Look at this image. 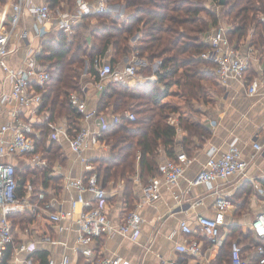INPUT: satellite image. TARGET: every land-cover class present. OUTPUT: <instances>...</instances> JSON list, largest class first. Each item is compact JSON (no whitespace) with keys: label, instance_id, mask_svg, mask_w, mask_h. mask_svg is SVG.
<instances>
[{"label":"built area","instance_id":"1","mask_svg":"<svg viewBox=\"0 0 264 264\" xmlns=\"http://www.w3.org/2000/svg\"><path fill=\"white\" fill-rule=\"evenodd\" d=\"M11 5L10 17L0 22V69L7 75L12 87L10 92L0 94L1 103L8 108V120L0 125V263L4 251L9 245L15 244L14 225L10 215L16 213H30L33 218L43 215L54 224L57 232L66 234L64 241H53L61 244L65 249L69 247L75 254H81L89 264H130L129 261L119 256H108L101 250L102 241L120 234L132 241H137L141 236V226L143 218L140 213L144 203L154 201L160 193V183L163 181L172 187L179 186L180 181L185 177L187 168L193 160L185 152H179L174 158H166L160 163V175L149 181L148 185L142 187L144 198L134 210L127 213L122 223L115 224L108 217L109 200L119 191H114L111 187H105L95 172L90 160L85 153L89 150H97L105 147L101 141L103 131L110 124H118L125 117L130 121H135L136 116L126 111L122 116L114 115L110 120L105 114H98L95 108L91 109L88 103V92L90 87L83 88V94L72 92L70 102L82 115L81 127L75 137H71L67 132V123L59 125L56 122H49L51 128L49 139L61 143L66 141L70 147L73 158L70 168L64 172L63 164L56 163L50 167L47 158L42 153L36 154L37 142L41 139V129H36V120L41 117L43 105V90L51 82V74L47 66L38 60V53L34 48L29 49L28 59L24 67L12 69L7 63L9 56V46L15 37L22 20L26 14L40 24L37 27L39 37L46 34L47 25L53 21L58 23L61 30L72 33L73 26L84 15L92 12H104L108 7L109 0H100L93 10L88 0H76L74 12L66 10L65 6L54 9L50 0H8ZM207 8L219 12L221 6L219 0L216 2L208 0ZM231 26L220 20L216 27H212L204 33V43L208 49L199 58L213 65V71L217 82L228 88L234 81L240 82L246 87L249 96L258 95L260 89L264 87L257 78L247 84L246 73L251 67V57L256 49L250 47L247 54L241 51V45L232 42L228 31ZM20 38L27 41V32L21 33ZM238 45V46H237ZM264 46V38H263ZM136 57L132 63L114 69L107 58H96L94 67L98 71V80L93 87L99 95L105 90L110 82H117L129 86H136L142 81H156L155 75L141 77L140 67L135 64ZM48 120V118H45ZM171 124L177 125V120L171 118ZM257 153L264 151V146L260 143L254 144ZM29 155L27 163L33 167H38L47 173L49 178L62 177V187L69 194L68 208L64 202H53L46 200L47 192L43 191L35 201L28 196L19 197L16 193L18 183L16 177L17 166L13 163L12 157ZM81 165V176L73 175V166ZM248 162L243 158L242 152L237 146V139L230 145L229 149L220 153L219 149L212 148L208 152V160L201 171L190 180L191 187H205L209 190L217 189L216 184L226 181L231 177H245L248 172ZM91 174V175H88ZM124 181H120L118 188L123 186ZM73 191L76 194H73ZM90 196V198H89ZM229 207V201L224 195H218L216 208L222 213ZM222 223L216 219L205 215H198L194 225L187 222L181 224V230L186 235H192L198 231L206 237L213 245L220 244L222 238ZM252 229L259 239H264V214H259L252 224ZM76 233L74 247L69 246V236ZM49 241H51L48 238ZM30 245H14L12 257L18 260L20 253L28 251ZM181 252L197 255L201 251V245L197 240H192L187 247L180 249ZM257 257L254 261L245 257L243 248L237 242L231 245L230 264H264V246L257 248ZM32 264L31 261L28 262ZM49 264H57L50 260ZM59 264H72L69 254L62 255ZM174 264V263H168Z\"/></svg>","mask_w":264,"mask_h":264},{"label":"trees","instance_id":"2","mask_svg":"<svg viewBox=\"0 0 264 264\" xmlns=\"http://www.w3.org/2000/svg\"><path fill=\"white\" fill-rule=\"evenodd\" d=\"M6 1L0 0V8ZM62 1L64 0H50L52 8L59 7ZM112 1L120 0H110L109 3ZM123 1L128 9L134 10L132 15L120 19L110 13H93L85 17L80 25L73 26V35L62 30L58 40L44 45L38 60L49 66L51 82L43 90L42 114L35 127L43 130V137L37 142V148L41 147L51 165L57 162L64 164L62 148L45 138L48 137L49 122H57L61 118H67L71 137L78 134L82 115L71 104L70 94L84 93L85 85L82 86L81 83H87L83 78L85 63H89L87 74L95 83L98 80V71L94 67L96 58H109L112 67L116 69L126 56L136 54L145 57L149 65L140 69L139 73L155 75L156 81L136 86L110 82L99 95L95 106L91 107L98 114L108 117L122 116L126 111L136 116L135 121L123 117L120 123L110 124L101 138L103 143L110 146L109 152L91 161L97 166L95 172L105 187L112 180L125 181L123 196L125 208L130 212L136 207L135 178L139 177L143 187L148 185L150 178L160 175L162 150L168 158H174L179 143H182L184 151L190 152L195 138L201 140L210 135L208 128L198 119L199 112L195 109L198 102L207 99L204 82L216 79L213 65L199 58L209 48L204 43V33L216 27L222 17H230L233 23L228 35L232 42L238 44L239 40L250 37L253 44L262 48L264 0H226L225 5H221L219 0V12L207 8L208 0H121ZM64 2L72 10L76 6V0ZM93 18L104 23H101V28L91 31L88 37L83 36L84 30L89 31L87 22ZM234 36H238L237 41L233 40ZM110 51H113L112 58ZM159 59L161 65L158 70L153 71L154 61ZM204 65L212 71H201ZM254 75L255 69L250 67L246 73L247 84L252 82ZM174 115L178 116L177 125L171 124ZM178 129L183 134L182 142L177 141ZM27 171L29 172L18 175L16 170V193L19 197L26 195L28 177L36 172L30 169ZM61 182L60 176L49 178L47 173L44 174V191L52 187L53 183L61 190ZM242 190L241 200L251 193L249 187ZM243 204L241 208L244 207ZM10 219L16 227L21 225L23 231L26 224L34 221L30 213L12 214ZM237 231L238 226L232 228L233 236L228 248H225V244L214 264H230L231 245ZM243 237L248 241L252 234L250 232ZM237 243L240 244L238 240ZM256 243V248L264 246V239H259ZM12 253L13 247L9 245L0 264H8ZM34 254L38 255L39 264H49L47 251H37Z\"/></svg>","mask_w":264,"mask_h":264},{"label":"crops","instance_id":"3","mask_svg":"<svg viewBox=\"0 0 264 264\" xmlns=\"http://www.w3.org/2000/svg\"><path fill=\"white\" fill-rule=\"evenodd\" d=\"M64 1L56 9L65 6L66 10L74 12L75 8L73 10L70 9ZM88 1L94 10L100 0ZM122 5L123 8H121L120 4L115 6L110 2L108 4V13L111 12L113 15L126 17L128 15V8L124 4ZM4 8H6L5 11ZM10 14L11 5L7 0L6 4L0 8V22L5 21L6 18L8 19ZM92 14L93 12L84 15L75 23V26L80 25L85 17ZM20 26L23 29L20 32L19 29L17 30L10 44V53L7 57L8 65L15 70L25 66L29 53L28 50L26 58L20 56L18 46L29 45V49L34 48L38 53L37 57H39L44 50V45L47 42L58 40L60 33H62L58 23L53 21L47 25L48 30L46 34L39 37L37 27L39 28L40 24L29 14L24 16ZM25 32H27V41H23L20 38V34ZM79 32L77 31V33ZM68 34L73 35V33ZM82 34L88 37L90 31L84 30ZM238 45H241L243 54H247L250 47L256 49L250 60L251 67L255 69L253 80L257 78L264 83V46L261 48V46L258 47L253 44L250 37L242 41L240 40ZM125 63H127L126 60L122 61L117 68L124 67L127 65ZM88 64L84 68L83 78L86 79L90 87L88 96L86 97L91 108L95 106L99 93L93 87L92 83L94 82L87 74ZM47 67L49 68L48 65ZM141 77L147 78L146 76L143 77L142 74ZM147 80L142 81L141 79L138 84H144ZM204 86L207 91V99L198 102L196 110L199 112L198 119L209 130V137L201 140L195 138L190 147V152L184 151L182 143H179L177 153L185 152L193 160L192 164L187 168L185 177L180 181L179 186L172 187L162 181L160 183L159 196L152 202L144 203L140 209L143 218L140 238L137 241H132L118 233L114 234L112 237L102 241L101 250L104 254L122 257L129 261L130 264H214L223 251L225 244H227L225 248H228V243L233 236L232 228L238 226V231L235 233L236 238H233L234 241L237 242L238 240L240 242L245 257L254 261L258 256L256 242L259 238L255 235L252 224L257 215L264 214V151L257 153L254 149V144L260 143L264 146V87L260 89L258 95L249 96L246 87L238 81L232 82L228 88H222L219 86V83L216 84L213 81L204 82ZM11 87L12 85L7 79V75L0 69V94L2 92H10ZM106 117L110 120L112 116ZM7 120L8 108L0 100V125L6 123ZM37 122L38 119L35 123ZM66 122L68 123L67 118H61L56 123L63 125ZM182 138L183 134L178 129L177 141L182 142ZM236 139L243 158L249 164L247 175L243 178L231 177L226 181H220L216 184V190H209L201 186L191 187L189 182L205 165L208 160V152L212 148H217L220 153H223L229 149V145ZM56 144L62 148L63 152H65L66 148L70 152L71 158H73L66 141ZM108 147L106 145L97 150L86 151L85 155L90 161H92L91 159L101 158L109 152ZM29 157V155L15 156L12 157V161L16 166H19L21 164L20 161L27 163L26 160ZM166 158L168 157L162 150L160 163ZM49 165L53 167L56 163L51 165L49 162ZM76 167L78 169H76L77 171L73 175L80 177L82 173L81 165L77 164ZM63 168L66 173L68 167H64L63 164ZM43 174H46V172H43ZM156 177H152L150 180ZM135 182L134 194L136 195L135 205H137L142 201L144 195L138 176L135 178ZM61 184V190L58 194H52V187H49L45 192L51 194L50 200H53L54 203H56L55 201H65L64 206L68 208L67 201L69 194ZM118 186H116V189L114 188V191L117 190L119 193L114 194L110 198L108 211L109 219L115 224L122 223L128 213L123 196L124 188L123 186L118 188ZM245 187H249L251 193L248 196L245 195L241 200V195H243L241 192H243L242 189ZM73 194H76V192L73 191ZM221 194L226 196L229 201L228 209L222 213L216 208L218 195ZM242 203H244L243 208H241ZM198 215L216 218L222 223L220 244L213 245L198 231L192 235H186L182 232L181 224L187 222L190 225H194V221ZM25 226L26 229L24 228V231L21 233L19 228L14 225L15 244L16 246L28 244L30 245V249L20 253L18 260L15 257H11L8 264H29V261L32 264H39L40 259L38 255L34 254L37 251H47L49 253V260H54L57 264L61 262L62 255L64 254L70 255L72 264H89L81 254H75L69 247L65 249V247L58 243L64 241L67 235L58 233L56 226L50 223L44 215L34 218V221ZM250 232L252 238L247 241L243 236H246ZM76 237V233L69 236L70 248L74 247ZM192 240H197L200 243V253L193 255L181 252L180 249L187 247ZM14 245L12 246L13 248Z\"/></svg>","mask_w":264,"mask_h":264},{"label":"rangeland","instance_id":"4","mask_svg":"<svg viewBox=\"0 0 264 264\" xmlns=\"http://www.w3.org/2000/svg\"><path fill=\"white\" fill-rule=\"evenodd\" d=\"M110 1V0H109ZM68 2V1H67ZM124 3V1L123 2H121V0L120 1H112L111 2V4H113V5H118V4H120L121 5V8H123V4ZM108 4H109V2H108ZM107 4V5H108ZM71 8V7H70ZM6 10V8H4V11ZM108 11H109V6L107 7V9L104 11V12H101V13H108ZM133 9L131 10V9H128V15H132L133 14ZM93 13H98V12H93ZM110 14H111V12H110ZM113 17H117V18H120V19H124V18H126V17H120V16H116V15H113V14H111ZM221 15V14H220ZM221 20L223 21V22H226V23H228V25L230 26V25H232L231 23H233V19L232 18H221ZM100 20H98V19H90L89 21H88V28H89V31H90V33H91V31H93V30H96V29H98V27L99 28H101V23H104V22H99ZM103 21V20H102ZM122 23V21H120L119 22V24H121ZM22 26H20L19 27V32L20 31H22ZM238 36H234V39L233 40H235V41H237V38ZM245 39H247V38H245ZM240 41V40H239ZM19 47V53H20V56H23L24 58H26V54H27V52H28V50H29V45H23V46H18ZM11 48V46H9V49ZM109 55L111 56V58H112V55H113V51H110V53H109ZM134 57H136V60H135V64L137 65V66H139L141 69L143 68H145V67H148V62H147V59L145 58V57H139L138 55H136V54H134V55H131V56H126L122 61H124V60H126V62L127 63H125V64H129V63H132V60H133V58ZM108 61H109V58H108ZM86 64H88V62L87 63H85V66H86ZM89 65V64H88ZM160 65H161V60L159 59V60H155L154 61V63H153V71H156V70H158V68L160 67ZM201 71H205L206 73H210L212 70H211V68L210 67H208V66H202V68H201ZM142 76L144 77V76H146V77H151L152 75L151 74H148V73H142ZM213 82H215L216 84H218L217 82H216V79L213 81ZM81 85L82 86H88V83H81ZM84 86V87H85ZM219 86H221V85H219ZM222 87V86H221ZM223 88V87H222ZM201 102V101H200ZM196 107H198V105L196 104L195 105V109H196ZM174 118L175 119H177L178 118V116L177 115H174ZM67 123V122H66ZM65 123V124H66ZM67 132L69 133V127H68V123H67ZM41 131H43L42 129H41ZM51 128H49V132H48V137H46L45 139L48 141V142H50V140H49V135L51 134ZM41 137H43V133L41 134ZM41 148V147H40ZM40 148H37L36 149V154L37 153H42L43 154V157L44 158H46V156H45V153H44V151L42 150V149H40ZM109 148V150H110V146L108 147ZM108 150V151H109ZM63 157H64V167H68V168H70V161H72L71 160V155H70V152L65 148V152H63ZM91 160H93V159H91ZM91 162V161H90ZM58 163V162H57ZM63 164V163H62ZM74 167V169H72V171H73V173H74V175H75V171H77L76 169H78V167H76V166H73ZM93 167H94V169L96 168L97 169V166L96 165H94L93 164ZM26 168V169H25ZM30 169L31 171L32 170H34V171H36V172H34V174H31V175H29V177H28V179H29V183H28V190H27V193H26V195L25 196H27V195H29L30 194V196H29V198L31 199V200H36L37 199V197L40 195V193L41 192H43L44 190H45V188H44V186H43V184H44V174H43V170L41 169V168H38V167H33V168H31L29 165H28V163H26V162H21V164L19 165V166H17V171H18V175H22V174H24V173H26V172H29V171H27L28 169ZM71 169V168H70ZM26 171V172H25ZM37 172H39L40 174H37ZM36 180V181H35ZM34 181H35V183H34ZM120 181H123L122 179H118V180H112L110 183H108V185H107V187H111V188H114V187H116L119 183H120ZM123 185H126V183H125V181H124V184ZM57 186L55 185V183H53V186H52V190H51V192H52V194H54V193H56V194H58L59 192H60V189H57L56 188ZM50 193H47L46 195H45V199L46 200H50ZM24 225V224H23ZM17 227L19 228V231L22 233L23 232V230H22V226L21 225H17ZM235 242V241H234Z\"/></svg>","mask_w":264,"mask_h":264},{"label":"water","instance_id":"5","mask_svg":"<svg viewBox=\"0 0 264 264\" xmlns=\"http://www.w3.org/2000/svg\"><path fill=\"white\" fill-rule=\"evenodd\" d=\"M220 4L221 5H225L226 4V0H220Z\"/></svg>","mask_w":264,"mask_h":264}]
</instances>
